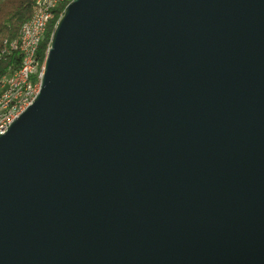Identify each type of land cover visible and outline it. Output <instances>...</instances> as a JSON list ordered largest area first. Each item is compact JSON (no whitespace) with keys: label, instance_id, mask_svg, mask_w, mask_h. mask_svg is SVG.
<instances>
[{"label":"water","instance_id":"95a60500","mask_svg":"<svg viewBox=\"0 0 264 264\" xmlns=\"http://www.w3.org/2000/svg\"><path fill=\"white\" fill-rule=\"evenodd\" d=\"M0 264H264V0H72L0 135Z\"/></svg>","mask_w":264,"mask_h":264},{"label":"bare ground","instance_id":"6f19581e","mask_svg":"<svg viewBox=\"0 0 264 264\" xmlns=\"http://www.w3.org/2000/svg\"><path fill=\"white\" fill-rule=\"evenodd\" d=\"M59 1L60 0H36V10L22 24L17 38L5 40L3 42V47L0 50V57L5 56V64H12V66L0 79V100L9 98L8 101H5L4 106L3 101H0V121H7L13 117V115H18L21 108L26 106V109L39 93L48 49L42 60L37 58V51L46 31L47 24L52 17V11L58 6ZM41 11L42 13H46V16L45 19L41 21L39 29L34 30L32 34L30 49L31 65H28V53L27 50L22 47L25 31L34 18L41 15ZM9 49H12V54L20 56V61L17 62L13 60L11 63H8L7 59L12 55L8 54ZM22 77L23 83L21 86V83L16 82ZM21 113L22 112H20V114Z\"/></svg>","mask_w":264,"mask_h":264},{"label":"trees","instance_id":"16d2710c","mask_svg":"<svg viewBox=\"0 0 264 264\" xmlns=\"http://www.w3.org/2000/svg\"><path fill=\"white\" fill-rule=\"evenodd\" d=\"M72 0H60L58 6L52 11V17L47 24L43 39L41 40L37 58L42 60L47 49H49L51 37L55 26L65 11V7ZM36 10V0H0V50L5 40L17 38L22 24ZM12 54L7 59L11 61H20V56Z\"/></svg>","mask_w":264,"mask_h":264},{"label":"built area","instance_id":"2783aa9c","mask_svg":"<svg viewBox=\"0 0 264 264\" xmlns=\"http://www.w3.org/2000/svg\"><path fill=\"white\" fill-rule=\"evenodd\" d=\"M45 16H46V13H42V11H41V15L36 16L34 18V20L26 28L24 42H23L22 47H24V49L27 50L28 65H31L30 49H31V44H32V34H33L34 30L39 29V25L41 24V21L43 19H45ZM8 54H12V49H9ZM11 66H12V64H5V56L0 57V79L2 78L3 74L11 68ZM41 79H42V77H41ZM16 83H21V86H22L23 77L18 79ZM39 86H38V90H39ZM8 99L9 98H3L2 100H0V101H3V106H4L5 101H8ZM29 103H30V101H29ZM27 105H28V103H27ZM25 107H22L20 112H23ZM20 112L18 115H13V117H11L7 121H0V135L4 134L8 130L11 123L20 115Z\"/></svg>","mask_w":264,"mask_h":264}]
</instances>
